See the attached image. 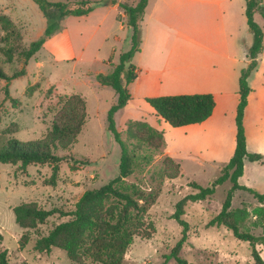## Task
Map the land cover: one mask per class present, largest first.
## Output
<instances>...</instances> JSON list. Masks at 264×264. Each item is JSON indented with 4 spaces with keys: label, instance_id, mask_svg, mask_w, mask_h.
<instances>
[{
    "label": "rangeland",
    "instance_id": "obj_1",
    "mask_svg": "<svg viewBox=\"0 0 264 264\" xmlns=\"http://www.w3.org/2000/svg\"><path fill=\"white\" fill-rule=\"evenodd\" d=\"M45 1L72 3L81 0ZM87 1L92 4L93 11L105 7L111 0ZM80 16L76 15L85 22ZM256 21L264 31V17L257 14ZM74 23V19L72 22L62 20L61 28L56 33L60 34ZM47 24V18L35 0H0V66L10 74L26 70L25 75L9 83V97L0 92V141L1 137L12 136L23 141L42 139L51 128L55 113L66 95L79 94L84 97L87 118L77 141L68 149L57 151L65 158L59 163L55 179L52 178L54 166L51 163H31L26 167L21 162L0 163V233L3 235L0 248L8 250L9 264H78L62 248L53 247L49 253L36 250V241L41 235L72 216L56 214L39 223L29 230V243L21 247L19 240L26 229L16 222L13 208L22 202H35L46 209L57 207L70 212L75 210L77 201L86 190L101 187L119 174L121 148L108 129V111L116 102V92L111 85L102 84L97 79V71L108 74L113 68L100 59L94 61L87 58L97 42L93 41L86 49V57L80 59L56 58L43 45L27 61L15 55L12 62H6L3 48H28L34 40L44 35ZM244 25L246 30L240 33V44L251 45L254 37L249 31L247 18ZM117 26L118 20L114 34L120 38L112 34L110 41L102 45L101 55L107 56L112 47H116L117 50L112 53L115 55L114 61L119 63V54L130 48V32L128 29L121 31ZM75 41L78 48L86 45L82 38ZM132 62L135 63L133 58ZM263 82L264 63L253 85L262 87ZM6 83L1 80L0 86ZM182 89H166L163 95L194 94L179 92ZM259 92L252 99L255 109L249 113L246 134L248 151L262 154L263 159L252 161L246 157L244 175L239 183L264 193V107H260ZM134 104L131 106L132 113L128 115L130 117H140L149 110L142 102ZM126 117L124 109L117 115L118 129L122 131L124 139ZM156 123V127L164 131L169 145L179 146L180 156L176 160L181 164V174L175 178H163L161 174L165 168L170 170L165 162L167 149L147 148V153L152 155L150 162L142 161L136 171L126 178L127 183H135L145 192L161 187L156 203L145 215L146 223H152L154 228L148 231L147 236L136 235L133 238L123 264H181L172 254L183 236V226L173 217L176 204L186 195L198 191L191 182L210 185L228 162L226 154L231 148L230 135L222 136L218 141L219 124L206 130L195 127L188 130L174 127L161 117L157 118ZM7 128H16V132L4 135L2 131ZM231 186L229 180L225 181L216 187L211 197L186 205L183 218L189 222L190 230L179 256L186 259L187 264H246L252 261L248 241L236 238L233 231L225 226L209 225L210 220L221 211ZM232 208L244 227L255 234L263 232L264 204L252 193L245 189L236 190ZM257 247L264 257V246L258 244ZM83 264L101 263L86 259Z\"/></svg>",
    "mask_w": 264,
    "mask_h": 264
},
{
    "label": "trees",
    "instance_id": "obj_2",
    "mask_svg": "<svg viewBox=\"0 0 264 264\" xmlns=\"http://www.w3.org/2000/svg\"><path fill=\"white\" fill-rule=\"evenodd\" d=\"M48 24L44 35L34 40L28 48L9 46L3 48L6 62H12L15 55L22 56L25 61L34 56L44 45L46 40L61 28V21L69 15H85L92 11L90 1L81 0L72 3L49 2L35 0ZM135 4L122 0L120 6L128 14L130 48L120 55L119 63L108 74L98 73L100 83L111 85L116 92V102L108 111V129L121 148L119 174L101 187L86 190L76 203L73 211L66 212L54 207L46 209L35 202H22L13 210L16 222L26 231L19 240L21 247L29 243V230L44 223L49 217L59 214L70 215V219L55 224L47 234L41 235L36 241V250L40 253H49L53 247L67 251L74 262L83 264L86 259L101 264H123L133 238L136 235L147 236L148 231L154 228L152 223L147 224L145 215L154 205L160 195V187L156 191L145 192L135 183H127L126 178L132 175L141 162H150L152 155L147 148L167 149V140L163 130L158 129L145 119L130 118L126 121V138L118 129L117 115L121 112L132 94L128 85L137 77L136 65L132 62L135 53L141 49L142 22L149 0H135ZM246 17L249 31L253 34V43L247 47L249 64L242 68L239 77L240 99L236 114V147L230 160L221 169V174L208 186L197 182L190 184L198 189L197 192L186 195L176 204L173 217L183 226V236L173 249V255L181 264H187L186 259L179 256L183 244L188 239L190 224L183 218L188 202H195L211 197L219 184L230 181L232 186L227 192L221 211L214 216L209 225L225 226L231 229L234 236L240 240L248 241L251 246L252 261L246 264H264V257L257 245L264 246V229L261 234H255L242 225L232 208L234 192L238 189L248 190L261 203L264 204V193L251 187L241 185L239 177L244 173V159L252 161L263 159L260 153H250L247 149V137L244 126V115L248 105V98L253 88L250 79L259 66V56L264 50V31L255 19L259 12L264 17V0H245ZM26 74L21 69L12 74L0 66V81L5 80V86H0V92L6 97L10 96L9 83L11 80ZM146 101L154 108L157 116L178 127L193 123H200L208 119L215 108L216 100L213 93H194L177 95L150 96ZM87 118L86 100L79 94L66 95L61 106L55 113L51 128L39 140L23 141L15 137H1L0 163H18L23 167L31 163L53 164L52 178H56L59 163L64 156L57 154L59 149H68L78 138ZM6 133L16 132V128H7ZM170 170L165 168L161 176L169 178L181 174V164L169 154L165 158ZM264 224V215L262 214ZM153 233V232H152ZM3 235L0 233V244ZM0 264H9L8 250L0 248Z\"/></svg>",
    "mask_w": 264,
    "mask_h": 264
},
{
    "label": "crops",
    "instance_id": "obj_3",
    "mask_svg": "<svg viewBox=\"0 0 264 264\" xmlns=\"http://www.w3.org/2000/svg\"><path fill=\"white\" fill-rule=\"evenodd\" d=\"M121 1H108L105 7L81 15V19L85 22L76 15L65 17V20L69 19L72 22L74 19L76 23L60 34H54L43 47L52 52L56 58L80 59L86 57V49L95 41L97 44L87 58L94 61L100 59L112 65L114 69L118 63L114 61L115 55L112 51L115 52L117 48L112 47V51L103 57L101 47L104 42L110 41L117 20L118 29L129 30L128 14L120 6ZM135 2L134 0L131 4ZM245 10V0H149L142 22L141 49L133 57L137 77L129 85L132 98L124 108L126 118L145 119L158 127L156 120L159 116L146 101L147 97L163 95L164 90L171 88H183L179 92L187 93L211 92L216 100L212 115L203 122L178 127L206 130L210 126L219 124L221 127L218 141H221L222 136L225 138L227 134L230 135L231 148L226 154V159L229 161L236 147V114L240 99L239 77L242 68L250 61L247 56V47L250 45L240 44V33L246 30ZM257 14L260 13L255 14V19ZM79 38L86 41V45L81 48H78L75 41ZM120 55L121 53L119 58ZM263 63L264 50L259 56V66L250 79L253 91L249 95L245 110V131L249 113L255 109L252 99L259 90L260 107H264V82L262 87L253 85V80L263 70ZM97 73L104 72L97 71ZM140 102L149 110L140 117L128 116L132 113L131 106ZM167 153L177 159V156H180L179 146L171 147L167 142Z\"/></svg>",
    "mask_w": 264,
    "mask_h": 264
}]
</instances>
